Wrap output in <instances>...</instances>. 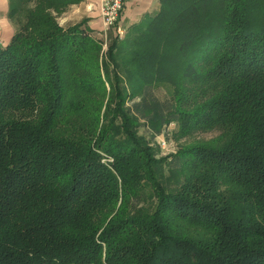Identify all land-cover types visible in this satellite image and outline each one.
I'll use <instances>...</instances> for the list:
<instances>
[{"label": "trees", "instance_id": "1", "mask_svg": "<svg viewBox=\"0 0 264 264\" xmlns=\"http://www.w3.org/2000/svg\"><path fill=\"white\" fill-rule=\"evenodd\" d=\"M80 1L9 0L0 264H264V0H160L105 53Z\"/></svg>", "mask_w": 264, "mask_h": 264}, {"label": "crops", "instance_id": "2", "mask_svg": "<svg viewBox=\"0 0 264 264\" xmlns=\"http://www.w3.org/2000/svg\"><path fill=\"white\" fill-rule=\"evenodd\" d=\"M103 0H81L72 5L59 18V24L68 28L82 21L87 22V29L91 31L94 38L103 40L110 34L116 33V29L108 30L105 28L100 8ZM8 0H0V16L5 22L0 23V43L7 45L14 34L7 33L5 27L9 13ZM124 11L120 17L117 28L123 29L126 33L133 25L137 24L142 18L149 14H155L160 8V0H124Z\"/></svg>", "mask_w": 264, "mask_h": 264}, {"label": "rangeland", "instance_id": "3", "mask_svg": "<svg viewBox=\"0 0 264 264\" xmlns=\"http://www.w3.org/2000/svg\"><path fill=\"white\" fill-rule=\"evenodd\" d=\"M8 8H9V0H8ZM5 22L2 17L0 16V23ZM7 30V33H11V34H15L16 32V23H14L8 16H7V22L5 27ZM2 31V30H0ZM127 32L125 33V35L120 38L119 36H116V33H112L109 35L108 37V41H107V46L103 48V53H105L107 51V47L110 45L111 40L113 38H117L119 41H123L124 39L127 38ZM0 34H2L0 32ZM1 38V37H0ZM1 46L5 47L6 45H2L0 43ZM166 90V89H165ZM159 97L164 99L165 91L162 89L161 91H159ZM134 101H138V98H135ZM128 105H131V102H129ZM178 130V126L177 125H172L169 127V136L166 138V134H165V130L157 135V137L154 138V145H156L158 147L159 142L162 140L163 136L166 138V141L168 143V148L167 150H160V156H165L171 153H175L177 152L182 146L188 144V143H192L194 139H211L213 137H216L218 134L217 133H208V134H198L195 135L194 137L191 138H182V139H177L176 138V131ZM140 133L143 134L144 136L147 137V139L150 141L152 139L150 132L147 130V128H141Z\"/></svg>", "mask_w": 264, "mask_h": 264}, {"label": "built area", "instance_id": "4", "mask_svg": "<svg viewBox=\"0 0 264 264\" xmlns=\"http://www.w3.org/2000/svg\"><path fill=\"white\" fill-rule=\"evenodd\" d=\"M124 0H103L100 12L101 17L106 29H116V35L122 38L125 35V31L123 29L117 28L120 17L124 11ZM107 37L103 39V47L107 46ZM172 126V125H170ZM169 126V127H170ZM168 127V131H169ZM159 147L161 150H167L168 143L166 138L163 136L162 140L159 142Z\"/></svg>", "mask_w": 264, "mask_h": 264}]
</instances>
